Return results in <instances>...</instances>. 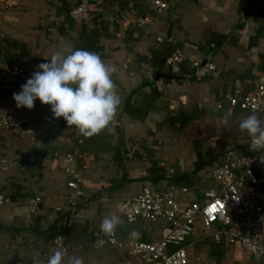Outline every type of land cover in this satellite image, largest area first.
Returning <instances> with one entry per match:
<instances>
[{"label": "crops", "instance_id": "1", "mask_svg": "<svg viewBox=\"0 0 264 264\" xmlns=\"http://www.w3.org/2000/svg\"><path fill=\"white\" fill-rule=\"evenodd\" d=\"M81 0H22L0 8V93L4 108H12L23 124L0 135V162L16 167L0 169V192L7 203L0 208V264H16L41 253L65 228L68 182L83 177V227L99 226L104 216H121L119 236L156 241L163 222L128 223L120 204L143 187L162 191L175 184L189 189L180 194L202 202L204 194L219 188L213 171L224 153H246V132L237 120L252 114L230 105L237 93H253L264 74V0H166L169 8L155 11L153 0H104L90 6L92 18L76 21L70 11ZM151 15L147 27L137 24ZM162 38V41L157 38ZM100 53L116 65L114 79L122 105L114 131L91 138L53 119L50 106L36 100L32 110L17 108L13 94L21 90L40 63L60 47ZM181 53V63L169 66L167 58ZM203 65L197 72L190 61ZM16 65L28 78L5 76L2 67ZM127 66V67H126ZM150 75L154 77L151 81ZM232 115L227 126L221 117ZM264 120V116L256 113ZM78 153L67 172L64 159ZM35 161L23 165L24 155ZM33 158V159H34ZM264 197V168L258 169ZM43 198L41 213L27 216L28 200ZM199 224L186 242L189 259L204 264H264L250 253L237 257L233 247L216 243ZM221 230L215 225L213 231ZM206 231V230H205ZM202 232V233H201ZM70 253L85 264H125L120 249H93L91 238L79 230L69 233Z\"/></svg>", "mask_w": 264, "mask_h": 264}, {"label": "built area", "instance_id": "2", "mask_svg": "<svg viewBox=\"0 0 264 264\" xmlns=\"http://www.w3.org/2000/svg\"><path fill=\"white\" fill-rule=\"evenodd\" d=\"M22 0H0V8L9 9ZM104 0H81L70 11V16L76 21H88L92 17L90 6L99 5ZM155 11L162 12L169 8L166 0H153ZM137 24L147 27L152 23L151 15H141ZM157 40L162 41L158 37ZM185 56L176 53L167 58V65L172 66L184 61ZM197 72L203 65L213 70L212 64H201L190 60ZM127 67V66H126ZM5 76L28 78V74L16 65L2 67ZM154 81V77L149 78ZM121 96V95H120ZM230 105L245 111L260 113L264 116V74L260 77L258 87L253 93H237L229 99ZM5 103L0 93V105ZM23 124L12 108H4L0 113V135L12 131ZM115 124L119 125L118 122ZM246 153L229 149L224 153L222 163L213 171L214 178L219 182L218 189H212L204 194L202 202L189 199L183 203L180 194H186L189 189L180 188L175 184L158 191L151 186H145L135 197L120 204V213L128 223L139 220L163 222L164 227L160 238L156 241L123 240L119 236V228L111 237L105 236L99 226L85 227L80 223L84 219L81 209L83 197V177H76L67 184L69 193L66 196L67 219L65 228L56 235L44 250L33 255L29 260L18 261L16 264H41L51 250L60 248L70 253L69 233L79 230L91 238L93 249L101 251L106 248L123 250L128 257L125 264H204L200 257L189 259L186 242L194 234L200 224L204 230L213 232L216 243H226L233 247L237 257L244 253L252 254L257 261L264 256V197L259 189L260 180L256 175L258 169L264 168V148L253 150L252 139L246 134ZM78 153L67 154L64 162L66 170L71 174L72 165ZM15 161L0 162V169L8 170L16 167ZM6 196L0 192V208L7 203ZM43 198L32 197L28 200L27 216L29 219L39 215L42 210ZM215 225L221 230L213 231Z\"/></svg>", "mask_w": 264, "mask_h": 264}, {"label": "clouds", "instance_id": "3", "mask_svg": "<svg viewBox=\"0 0 264 264\" xmlns=\"http://www.w3.org/2000/svg\"><path fill=\"white\" fill-rule=\"evenodd\" d=\"M13 94L17 108L34 109L36 100L50 106L53 119L63 118L68 127L91 138L105 131H114L116 117L122 105L118 85L114 79L116 65L102 58L100 53L60 47ZM232 110L227 109L221 117L228 125ZM239 129L252 139L253 150L264 148V120L255 112L237 120ZM122 223L121 216L110 212L104 216L100 231L111 237ZM140 237L133 229L130 239ZM41 264H85L82 257L67 255L60 248L51 250Z\"/></svg>", "mask_w": 264, "mask_h": 264}, {"label": "water", "instance_id": "4", "mask_svg": "<svg viewBox=\"0 0 264 264\" xmlns=\"http://www.w3.org/2000/svg\"><path fill=\"white\" fill-rule=\"evenodd\" d=\"M34 157L29 154V155H24L23 156V160H22V164L23 165H32V164H35V163H32L33 161H35V158L33 159Z\"/></svg>", "mask_w": 264, "mask_h": 264}, {"label": "rangeland", "instance_id": "5", "mask_svg": "<svg viewBox=\"0 0 264 264\" xmlns=\"http://www.w3.org/2000/svg\"><path fill=\"white\" fill-rule=\"evenodd\" d=\"M163 227H164V226H163ZM162 229H163V228L161 227L160 231H162ZM196 230H197V229H196ZM202 231H203V232H204V234H205V235H207V236L211 234L210 232H208V231H205L204 229H203ZM194 233H195V232H194ZM201 233H202V232H201ZM209 233H210V234H209Z\"/></svg>", "mask_w": 264, "mask_h": 264}]
</instances>
